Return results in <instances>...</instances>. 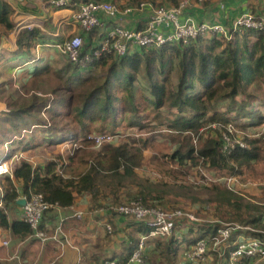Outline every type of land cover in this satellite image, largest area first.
<instances>
[{"label":"trees","instance_id":"trees-1","mask_svg":"<svg viewBox=\"0 0 264 264\" xmlns=\"http://www.w3.org/2000/svg\"><path fill=\"white\" fill-rule=\"evenodd\" d=\"M75 1L80 4L90 0H71ZM94 1H111L125 8L137 7L142 2L176 6L181 0ZM213 1L195 0L186 14H193L199 22L227 26L241 15L234 17L231 6L224 3L222 7L220 3L218 10L222 18L208 19L205 13ZM12 15V7L0 0V28L7 32L15 27ZM106 23L104 27L84 31V53L94 49L101 41L97 38L103 37L112 26V22ZM41 38L43 33L38 28L22 29L17 36L18 48L29 53ZM103 66H106V73L101 81L87 86L93 83V72ZM11 67L15 68L16 64ZM55 68L62 86L54 92L63 93L57 94L52 103L36 95L20 100L19 89H12L10 81L0 82V99L5 102V109L0 111V161L13 157L20 148L32 150L64 143L78 145V142L90 141L93 133L116 137L100 149H82L68 154L67 162L48 160L34 165L32 161L21 160L13 166L11 175L0 176V229L11 232V245L36 238L17 202L21 197L29 199L34 193H43L48 201L61 207V211L50 208L44 212L39 229L45 231L54 228L56 222L60 223V212L68 216L75 212L80 196L89 197L90 203L84 201L80 207L89 209L92 205L98 210L91 217L89 209L84 217L87 224L92 225L91 230L96 229V224L92 223L95 219L110 223L112 230L108 234L124 235V252L111 257L119 263L131 258L143 237L149 240L158 236H150L154 228L145 221L114 209L133 200H141L150 207L183 212L172 220L175 229L161 247L167 264H218V249L223 248V244L214 249L210 242L212 249L209 245L205 262L190 261L187 252L199 239L210 240L215 236L223 226L222 221L242 226L233 230L224 243L230 245L227 253L240 239L239 235L262 236L246 228L264 229L262 205L246 202L244 195L227 187L197 188L188 181L180 183L177 168L192 169L203 164L213 171L227 170L237 175L252 171L253 162L262 159L261 139L241 135L245 146L237 143L227 147L223 134L232 135L230 125L246 130L264 124V98L249 91L254 84L264 86V29L243 27L235 31L231 39L219 34L200 35L189 44L177 42L133 48L124 56L112 54L94 59L87 67H80L69 59L62 60ZM52 69L50 64L34 66L31 73L39 77ZM46 117L50 124L46 123ZM33 125L36 127L32 132L23 133ZM135 128L151 134L146 138L129 135L120 140L121 130ZM195 135L198 145L193 141ZM161 138L171 144V152L148 154ZM146 166L162 178L142 175L140 170ZM175 196H183L194 205L201 204V208L205 203L213 204L217 222L199 225L201 217L195 214L199 220H192L187 216L189 211L185 207L174 204ZM196 231H199L198 236H194ZM62 238L65 239L63 235ZM156 247H159L157 243ZM179 250H183L185 261H178ZM145 251L144 247V258ZM0 264H19V259L8 261L0 257Z\"/></svg>","mask_w":264,"mask_h":264},{"label":"built area","instance_id":"built-area-1","mask_svg":"<svg viewBox=\"0 0 264 264\" xmlns=\"http://www.w3.org/2000/svg\"><path fill=\"white\" fill-rule=\"evenodd\" d=\"M203 1V0H199ZM51 4L56 8L68 7L71 0H50ZM191 0H181L176 6L153 5L151 3L142 2L137 7L128 6L121 8L116 3L111 1H94L90 0L85 3L78 4L75 11V19L85 31H90L97 26H106L107 21L112 22V26L103 35L101 41L94 49L83 52L84 39L81 35H73L62 43L58 44L60 51L73 63L80 67H87L94 59H100L109 55H126L131 49L137 47H159L168 43H183L189 44L194 38L200 35L219 34L226 39H231L235 31L243 27L264 29V15L258 16L253 12L242 13L231 26L223 23H212L208 21L199 22L192 16L185 17V10L190 6ZM224 7V4H222ZM148 8L151 11L149 18L140 27H129L122 24L123 15H129L136 9ZM50 124L48 120L46 122ZM35 125L26 131L32 132ZM229 132L232 133V125L229 126ZM116 135L94 133L89 136V139L96 146L101 147L105 143H110L115 139ZM226 140V145L234 146L239 143L245 146L242 140L233 139L232 135L227 132L223 134ZM69 144V143H67ZM77 146V145H75ZM13 167L9 160L2 159L0 161V176L4 174H12ZM27 198V197H25ZM21 213L23 219L30 224L34 229L35 237L41 240L52 238L57 240V236H50L45 230H40V224L44 212L50 208L61 209L59 204L48 201L43 193H34L27 203L22 206ZM73 208V207H72ZM119 213L130 215L137 220L145 221L152 226L154 230L152 235L168 236L174 231L173 219L177 215L183 214L180 210L168 211L161 207L146 206L141 200H133L130 203H123L114 207ZM74 215L78 218H83L82 211H75ZM192 220H199L194 213H186ZM62 222L56 228V234L62 230ZM223 226L218 230V233L210 240L199 239L187 252L190 261H202L205 259L209 249L210 242H213L214 249L219 248L220 260L218 264H238L245 258H264V229H248L257 231L262 234L259 237L243 236L235 242L233 248L227 253L226 249L229 244L224 243L228 240L233 230L242 228L236 223L222 222ZM109 231L112 230L111 225L107 226ZM145 238L140 240V247L133 253L131 258L123 263L116 260H107L105 264H145L143 248L145 247ZM2 243L7 245L8 240H3ZM227 253V254H226Z\"/></svg>","mask_w":264,"mask_h":264},{"label":"rangeland","instance_id":"rangeland-1","mask_svg":"<svg viewBox=\"0 0 264 264\" xmlns=\"http://www.w3.org/2000/svg\"><path fill=\"white\" fill-rule=\"evenodd\" d=\"M195 0H191V2H194ZM217 0H214L212 3H216ZM198 2H200L198 0ZM230 4L228 5V7ZM204 7V6H203ZM229 10V8H228ZM246 11L241 12L245 13ZM196 14V12H194ZM1 47V45H0ZM61 52V51H60ZM61 60L64 62L67 61L68 59L65 57L63 53L60 54ZM0 57V61H1ZM53 62V61H52ZM60 65L62 64V61H60ZM2 65H0L1 67ZM54 67H58L59 64L54 63ZM55 69H52L50 72L43 74L42 76L35 77V79H31L30 76L27 74H15L14 71L11 72H4L0 68V82L1 81H10L9 86H13L12 89L16 88L19 89V94L21 95L18 99L23 100L24 98L28 99L27 97H32V95H36L41 98H46L49 101L48 103H52L54 99L56 98V95L59 94L61 95L63 92H57V94L54 92L55 89H59L62 86V80L58 79L56 74H55ZM106 73V66H103V68H98L93 72V83L91 82L90 84H87V86L92 87L96 84H98L101 81V77ZM174 79L176 78V73H174ZM249 91L253 93L254 95L257 96H262L264 98V86L263 88L257 84L252 85L249 88ZM2 109H5V102L0 99V111ZM66 111V109H65ZM45 121L47 122L49 120V117H46ZM138 129V128H137ZM136 128L133 130H128V129H123L120 132V140L126 139L129 137V135H135L136 137H148L151 132L145 131V130H137ZM24 133V132H23ZM94 134V133H93ZM232 135L233 139L240 140L242 141L241 135H249L250 137H254L257 139H261V156L262 159L254 161V169L250 172H245L243 174H229L227 173V170H220V169H215L213 171L210 168H207L205 165H200L199 167L196 168H188L183 167V168H177L178 170V175L179 177L178 182H183L188 181L189 183L197 186V188H202L204 186H211L212 188L214 186H221V187H227L231 190H233L235 193H240L244 194L243 191V184H246L248 182V179H254L257 183L256 186L261 187L263 189L262 191L264 192V124L260 126H255L248 128L244 130L243 128L240 127H235L232 125ZM194 143H198V138L197 135L194 136L193 139ZM157 143L156 148L151 147V150H148L147 153L150 154L151 152L153 153H161L164 151V153L171 152V144L164 138H161L160 140L158 139L156 141ZM79 144H72L69 143L67 145L60 144L55 147H46V145H43L42 147L32 149V150H22L20 148L13 157L6 159L9 160L12 163V167L16 166L21 160H29L32 161L34 165H39V163L48 161V160H62L67 162V155L68 154H74L76 151L82 150V149H100L101 147H98L95 145L93 141H88L85 143L78 142ZM82 144V145H80ZM77 145V146H75ZM198 145V144H197ZM157 146L159 147V150H157ZM7 146L6 149L7 150ZM61 158V159H60ZM189 171V173H188ZM140 173L142 175H150L153 179H157L158 177L162 178V175L159 176L158 172H150L147 170V166L143 169L140 170ZM11 175V174H10ZM249 184V183H247ZM206 195H203L204 197ZM176 202L174 203L175 205L183 206L186 208L187 211L190 213L196 214V216L201 217V222L199 225H213L217 222L218 218H216V212L214 210L213 204H208L205 203L203 204V208H201V204H192V202L183 196H175ZM245 198V197H244ZM84 201H88V204L90 203L89 197H83L80 196L78 198V205L75 207V211H82L83 213L87 212L90 209V215L93 217V213L97 211L96 207L90 206V208H86L85 206L82 208L80 207L83 205ZM246 201V200H245ZM200 206V208H199ZM79 209V210H78ZM85 211V212H84ZM67 217V216H66ZM62 218V219H61ZM84 218V217H83ZM82 218V219H83ZM70 222L72 223H78L80 225H87V222L75 215L69 218ZM62 222V230L59 231L58 235L56 234V228L59 227V225ZM67 218L63 219L62 216H60V223L56 222V225L54 228H50L46 232L50 236H57V241L52 242V239L48 238V240H41L38 238H30L28 242L20 244H14V245H1L0 244V257L5 258L8 261L14 260L15 258L19 259V264H42L43 260H46L47 257L43 256L40 251L43 250L46 246L49 244L54 243L55 249L59 250V247H63L62 251L65 253L63 258L57 261L56 263L53 264H76V260L79 258V253L78 250L74 247L71 246V244H66V242H69L70 239L67 237V230H69L72 225H66L64 226L65 221ZM68 221V220H67ZM100 222V223H99ZM233 222H238V221H233ZM92 223L96 224V229L91 230L92 233L96 234L95 237L97 238H91L89 241H86L87 245H92V254H95L96 252H101L103 250V255L108 250L109 247L113 246L118 247L117 241L120 240L121 238H124V235L121 233H118L116 236L113 234H108L110 231L107 229V226L110 224L106 221H97L95 219L92 220ZM239 223V222H238ZM78 226V227H79ZM245 228V227H243ZM263 229V227L261 228ZM109 231V232H108ZM101 232L102 234L98 235V233ZM3 230L0 229V241L2 240H8L7 238H1L2 237ZM64 236L65 239L62 238V235ZM61 235V236H60ZM199 231L195 232L194 236H198ZM168 239V236H155L154 238L150 237V239L145 240V263L146 264H167V260L164 258V256L161 254L162 250V245L163 241ZM1 241V242H2ZM57 242V244H56ZM156 243L159 245V247H156ZM66 244V245H65ZM65 245V246H62ZM122 245V242H121ZM6 247H9L7 249ZM156 247V248H155ZM6 248V249H5ZM22 248H25V252L23 255L20 253L22 252ZM211 248V245H210ZM212 249V248H211ZM109 251V250H108ZM112 252L111 254H113ZM105 256V255H104ZM151 258V260H150ZM206 257L202 261H206ZM179 262L185 261L183 259V250H179ZM78 262V260H77ZM253 264H264V258L263 259H255Z\"/></svg>","mask_w":264,"mask_h":264},{"label":"crops","instance_id":"crops-1","mask_svg":"<svg viewBox=\"0 0 264 264\" xmlns=\"http://www.w3.org/2000/svg\"><path fill=\"white\" fill-rule=\"evenodd\" d=\"M13 9L12 19L15 23L14 29L11 31H5L3 28H0V64L2 65L0 68L4 72L14 71L15 74H27L32 79H35V74L32 75L31 71H33L34 66L40 65H53L57 63L60 65L61 56L58 44L62 43L64 40L68 39L73 35H84V29L75 19V11L78 7V2H71L68 7L64 8H56L54 7L50 0H5ZM230 4L232 10L235 13H232L235 16L239 15L241 12H252L256 14H264V0H217L216 3H213L209 6V11H206L205 17L211 20L222 18L221 11H219V4ZM193 6V2H191L190 7ZM233 11V12H234ZM199 13V12H198ZM151 14L150 9H136L131 12L129 15H123V19L121 20L122 24L129 27H140L144 22L149 18ZM186 14L185 17L192 16L193 14ZM32 29L38 28L42 30L43 38L38 40V43L31 49V52L27 53L25 50H21L17 45V36L22 29ZM102 36L97 38V40H101ZM96 40V39H94ZM96 42V41H95ZM137 48V47H135ZM24 61V62H23ZM53 61V62H52ZM23 62V63H22ZM22 63V64H21ZM16 67L13 68L11 66ZM21 64V65H20ZM4 65V66H3ZM20 65V66H19ZM53 67V66H52ZM55 68V67H54ZM67 145V143H64ZM254 179H248L249 184H243V191L246 202H252L254 204H259L264 207V192L261 187L256 186L257 183ZM22 198V197H21ZM79 210V209H78ZM103 210V209H102ZM61 211V209L59 210ZM264 211V208H263ZM85 212V211H84ZM88 212V211H87ZM84 213L83 217H85L86 213ZM95 212H98L95 211ZM74 211L69 216L64 212H60V215L63 219L67 218L66 227L68 225H72V227L67 230V237L70 239V244L72 247L76 248L79 253V258L76 260L78 264H105L107 260H111L112 256H119L124 252V240L121 238L117 241L118 247L113 246L109 247L108 250L103 255V250L101 252H96L92 254V245H87L86 241H89L91 238L95 237L96 234L92 233V225L85 224L80 225L78 223L70 222V217L74 215ZM264 213V212H263ZM67 216V217H66ZM62 219V218H61ZM82 219V218H80ZM83 218L82 220H84ZM223 222V221H222ZM100 223V222H99ZM79 226V227H78ZM252 228V227H251ZM102 233L99 232L98 235ZM246 236L245 234L239 235L238 238ZM1 238H7L9 243L7 245H11L12 242V234L9 230L3 231ZM34 238V237H33ZM52 238H50L51 240ZM6 240V239H5ZM30 240V238H26L25 240L19 242L20 244L26 243ZM48 240V239H47ZM2 241V240H1ZM0 241V244L3 243ZM57 240L52 239V242ZM122 242V245H121ZM49 244L45 248H43L40 253L43 256H46L47 259L43 260L42 264H53L63 258L64 252L62 248L59 247V250L55 249V245ZM57 244V242H56ZM4 245V244H3ZM6 246V245H5ZM64 246V245H62ZM9 249V247H6ZM5 248V249H6ZM25 248H22V252L24 253ZM114 252L113 254H111ZM107 257V259H105ZM5 258V256H4ZM115 260V259H113ZM255 258H245L242 259L238 264H253Z\"/></svg>","mask_w":264,"mask_h":264},{"label":"water","instance_id":"water-1","mask_svg":"<svg viewBox=\"0 0 264 264\" xmlns=\"http://www.w3.org/2000/svg\"><path fill=\"white\" fill-rule=\"evenodd\" d=\"M18 204H20L21 206H24L26 203H27V198L25 197H22V198H19L17 200Z\"/></svg>","mask_w":264,"mask_h":264}]
</instances>
